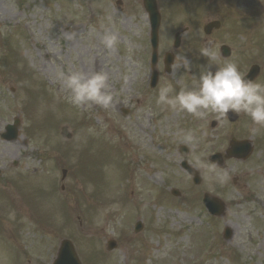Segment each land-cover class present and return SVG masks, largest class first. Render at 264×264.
I'll return each instance as SVG.
<instances>
[{"label":"rangeland","instance_id":"rangeland-1","mask_svg":"<svg viewBox=\"0 0 264 264\" xmlns=\"http://www.w3.org/2000/svg\"><path fill=\"white\" fill-rule=\"evenodd\" d=\"M254 1L242 0L248 17L256 12ZM68 2L66 11H62L55 6L49 9L47 0H0V132L19 117L23 135L13 143L0 141V167L14 168L12 164L18 162L19 171L39 170L43 159L39 162L37 154L41 153L51 175V184H46L48 172L24 177L23 181L22 177L17 178L21 181L19 194L14 197L18 217L10 222L15 212L0 213V231L12 228L0 243V264H20L19 255L29 250L22 264H52L59 242L65 238L78 244L85 264H264V172L259 173L264 168L260 164L264 154L242 165L248 166L242 174L235 169L224 171L205 164L204 156L211 154L212 149L207 145L198 147L193 136L191 143H185L191 149L190 161L202 170L205 164V169L202 187L192 188L190 179L178 166L180 155L175 148L170 149L172 142L183 141L180 134L185 133L177 125L182 123L181 127L187 128L192 123L191 115L169 112L173 117L159 121L155 119L156 92L147 93L146 102L137 101L143 97L140 89L148 74L150 56L144 12L135 8L113 10L109 3L97 5V0ZM171 4L161 2L165 8H171ZM219 7L206 11L202 17L197 15L195 20L192 12L186 14L188 22L194 21L187 27L173 74L164 78L161 87L169 83L179 90L191 87L197 78H193V70L202 71L203 65L210 64L223 66V59L217 61L204 52L208 41L219 43L233 38L230 10ZM180 9L194 8L181 4ZM221 16L225 19L223 36L208 40L202 26ZM170 17L177 20L173 21L175 32L186 28L185 19L178 20L177 2L172 4ZM242 18L243 14L235 19L242 22ZM106 31L119 38L117 49L111 53L101 44ZM68 70L105 72L112 106L107 110L94 104L73 106L59 78V73ZM128 110L131 115H124ZM248 123L254 127L249 117ZM65 126L71 139L60 136ZM247 136L264 137V127L255 133L248 130ZM197 139L203 140L202 136ZM62 169L67 170L64 182ZM178 173L182 176L177 177ZM217 173H226L227 180L219 182ZM81 175L84 181L77 184L74 205L84 221L78 225L77 215L72 212L66 225L70 210L67 198L73 196L72 185ZM235 175L239 178L236 186L231 183ZM171 176L177 179L171 180ZM208 182L215 183L208 187ZM62 184L64 191L60 190ZM168 186L179 189L182 197L158 193ZM44 191L54 195H44ZM204 192H213L225 202L227 210L222 217L204 214ZM80 193L85 199L90 196L91 205L104 194L106 207L97 216L85 214ZM164 201L169 202L168 206ZM32 216V238L38 240L40 235L48 234L44 243L35 245L28 237ZM138 221L144 227L134 233ZM225 228L231 231L228 239L223 237ZM109 240L119 244L113 252L106 251ZM139 253L143 257L138 260Z\"/></svg>","mask_w":264,"mask_h":264},{"label":"clouds","instance_id":"clouds-1","mask_svg":"<svg viewBox=\"0 0 264 264\" xmlns=\"http://www.w3.org/2000/svg\"><path fill=\"white\" fill-rule=\"evenodd\" d=\"M71 38V37H69ZM101 44L109 53L119 44L118 36L111 31L103 34ZM193 86L175 92L171 84L159 88L156 103L172 110L186 112L194 119L202 118L211 111L226 116L230 111L239 115L246 114L256 127L255 133L264 127V84L247 80L235 62L228 61L223 66L213 68L203 65ZM62 87L69 93L67 99L76 108L97 105L105 110L112 106L113 96L108 91V75L99 71L86 74L68 70L59 73ZM193 134L188 131L183 136L184 143H191ZM223 183L226 173H217Z\"/></svg>","mask_w":264,"mask_h":264},{"label":"flooded vegetation","instance_id":"flooded-vegetation-1","mask_svg":"<svg viewBox=\"0 0 264 264\" xmlns=\"http://www.w3.org/2000/svg\"><path fill=\"white\" fill-rule=\"evenodd\" d=\"M232 117H235V114H231ZM237 117L235 118V121L232 123L228 120V118H222L223 122V127L227 128L231 131L230 135L231 138H235L239 141H242V113L239 115H236ZM219 123H216V127H218Z\"/></svg>","mask_w":264,"mask_h":264},{"label":"water","instance_id":"water-1","mask_svg":"<svg viewBox=\"0 0 264 264\" xmlns=\"http://www.w3.org/2000/svg\"><path fill=\"white\" fill-rule=\"evenodd\" d=\"M68 248H70V246H67ZM68 255L72 256L74 258V254H73V251H72V248H70L68 251H67ZM67 255V256H68Z\"/></svg>","mask_w":264,"mask_h":264}]
</instances>
